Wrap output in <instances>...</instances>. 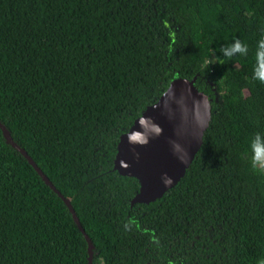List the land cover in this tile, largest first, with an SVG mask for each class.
<instances>
[{"label":"trees","instance_id":"16d2710c","mask_svg":"<svg viewBox=\"0 0 264 264\" xmlns=\"http://www.w3.org/2000/svg\"><path fill=\"white\" fill-rule=\"evenodd\" d=\"M261 44L264 0H0V124L92 264H264ZM177 78L209 99L202 144L131 205L119 138ZM0 264H89L1 128Z\"/></svg>","mask_w":264,"mask_h":264},{"label":"water","instance_id":"95a60500","mask_svg":"<svg viewBox=\"0 0 264 264\" xmlns=\"http://www.w3.org/2000/svg\"><path fill=\"white\" fill-rule=\"evenodd\" d=\"M183 78L171 81L159 100L148 106L129 131L120 136L113 170L136 178L139 192L131 200L150 203L160 199L184 176L202 144L211 117L208 97ZM3 136L16 148L42 180L63 200L87 242L88 261L92 264V243L82 228L70 202L53 186L31 157L13 142L0 124Z\"/></svg>","mask_w":264,"mask_h":264},{"label":"clouds","instance_id":"9594fccd","mask_svg":"<svg viewBox=\"0 0 264 264\" xmlns=\"http://www.w3.org/2000/svg\"><path fill=\"white\" fill-rule=\"evenodd\" d=\"M261 47H264V44H261ZM233 51H240V52H246V48H242L240 45V42L237 41L236 46L233 48ZM261 56H264V53H260ZM259 135L256 137V143H258ZM256 143H254L253 147L255 148Z\"/></svg>","mask_w":264,"mask_h":264},{"label":"rangeland","instance_id":"374dc122","mask_svg":"<svg viewBox=\"0 0 264 264\" xmlns=\"http://www.w3.org/2000/svg\"><path fill=\"white\" fill-rule=\"evenodd\" d=\"M210 64H211V61L208 62L207 67L210 66ZM259 159H261V161H263V160H264V156L261 155V156L259 157Z\"/></svg>","mask_w":264,"mask_h":264}]
</instances>
